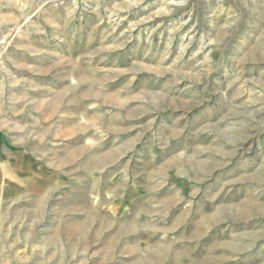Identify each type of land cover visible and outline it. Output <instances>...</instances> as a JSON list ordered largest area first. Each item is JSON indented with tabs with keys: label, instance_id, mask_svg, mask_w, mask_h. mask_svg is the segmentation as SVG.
Returning a JSON list of instances; mask_svg holds the SVG:
<instances>
[{
	"label": "rangeland",
	"instance_id": "1",
	"mask_svg": "<svg viewBox=\"0 0 264 264\" xmlns=\"http://www.w3.org/2000/svg\"><path fill=\"white\" fill-rule=\"evenodd\" d=\"M0 264H264V0H0Z\"/></svg>",
	"mask_w": 264,
	"mask_h": 264
}]
</instances>
